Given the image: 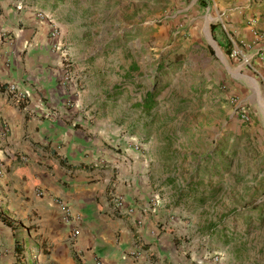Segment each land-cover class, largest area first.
<instances>
[{"label":"rangeland","instance_id":"1","mask_svg":"<svg viewBox=\"0 0 264 264\" xmlns=\"http://www.w3.org/2000/svg\"><path fill=\"white\" fill-rule=\"evenodd\" d=\"M38 2L195 264H264V0Z\"/></svg>","mask_w":264,"mask_h":264},{"label":"crops","instance_id":"2","mask_svg":"<svg viewBox=\"0 0 264 264\" xmlns=\"http://www.w3.org/2000/svg\"><path fill=\"white\" fill-rule=\"evenodd\" d=\"M39 6L0 0V264H195L145 164L104 130L90 86L68 80Z\"/></svg>","mask_w":264,"mask_h":264},{"label":"trees","instance_id":"3","mask_svg":"<svg viewBox=\"0 0 264 264\" xmlns=\"http://www.w3.org/2000/svg\"><path fill=\"white\" fill-rule=\"evenodd\" d=\"M156 92L148 91L142 98V101L137 104V107L145 114H150V112L156 107Z\"/></svg>","mask_w":264,"mask_h":264},{"label":"built area","instance_id":"4","mask_svg":"<svg viewBox=\"0 0 264 264\" xmlns=\"http://www.w3.org/2000/svg\"><path fill=\"white\" fill-rule=\"evenodd\" d=\"M18 9L21 10L22 7H18ZM37 16H38V18H40V19H48V17H47L46 15H44L43 13H41V12H39V13L37 14ZM52 28H54V27H52ZM260 60L264 63V52L261 54V56H260ZM9 94H10L12 100H13L15 103H19V102L21 101V98H22V97H21V94H18V93H17V87H16V86H11V87H10V89H9ZM66 209H67V207L65 208V212H67ZM78 234H79V231H78V230L74 231V235H75V236H77Z\"/></svg>","mask_w":264,"mask_h":264}]
</instances>
